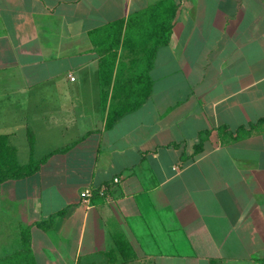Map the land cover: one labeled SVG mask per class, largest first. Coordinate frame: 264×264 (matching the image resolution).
<instances>
[{
    "label": "crops",
    "instance_id": "1",
    "mask_svg": "<svg viewBox=\"0 0 264 264\" xmlns=\"http://www.w3.org/2000/svg\"><path fill=\"white\" fill-rule=\"evenodd\" d=\"M158 1L0 0V134L41 162L0 182L10 264H264V0H172L149 56Z\"/></svg>",
    "mask_w": 264,
    "mask_h": 264
},
{
    "label": "trees",
    "instance_id": "2",
    "mask_svg": "<svg viewBox=\"0 0 264 264\" xmlns=\"http://www.w3.org/2000/svg\"><path fill=\"white\" fill-rule=\"evenodd\" d=\"M175 12L176 8L172 0H160L141 12L131 14L128 17L130 31L127 33L128 40L131 42L130 45L146 50V54L150 56L151 52L158 46L169 41ZM139 78L142 81L143 76H131V80L134 81H139ZM128 109L131 107L116 108L110 111L107 123L111 124L113 119ZM40 163V160L34 159L28 163H20L17 159L16 149L9 144L6 135L0 134V182L21 179L33 174ZM10 260L0 261V264H10Z\"/></svg>",
    "mask_w": 264,
    "mask_h": 264
},
{
    "label": "built area",
    "instance_id": "3",
    "mask_svg": "<svg viewBox=\"0 0 264 264\" xmlns=\"http://www.w3.org/2000/svg\"><path fill=\"white\" fill-rule=\"evenodd\" d=\"M70 79L73 80L74 77L70 76ZM177 169V168H176ZM114 182H117L118 179L114 178L113 179ZM91 190L89 188H84L81 192H80V198H81V202L82 204L88 206L89 205V197L91 196Z\"/></svg>",
    "mask_w": 264,
    "mask_h": 264
},
{
    "label": "rangeland",
    "instance_id": "4",
    "mask_svg": "<svg viewBox=\"0 0 264 264\" xmlns=\"http://www.w3.org/2000/svg\"><path fill=\"white\" fill-rule=\"evenodd\" d=\"M12 243L13 242H11V243H6L5 244V247L7 246V247H9L7 250H4L3 252H0V255L1 256H5V257H0V261H4V260H10V259H12V257L14 258V257H16V254H14L15 252H8V251H10L11 249H12V247H11V245H12ZM7 253H13L14 255L13 256H11V255H9V256H6L5 254H7ZM11 256V257H10ZM5 262V261H4ZM9 263V262H8Z\"/></svg>",
    "mask_w": 264,
    "mask_h": 264
}]
</instances>
